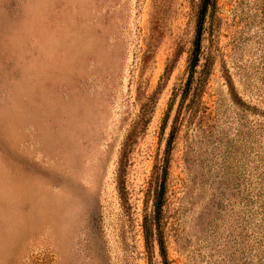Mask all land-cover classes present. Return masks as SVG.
<instances>
[{
    "label": "rangeland",
    "instance_id": "1",
    "mask_svg": "<svg viewBox=\"0 0 264 264\" xmlns=\"http://www.w3.org/2000/svg\"><path fill=\"white\" fill-rule=\"evenodd\" d=\"M200 7L0 0V264H164L175 123L170 264H264V0H215L192 74Z\"/></svg>",
    "mask_w": 264,
    "mask_h": 264
},
{
    "label": "trees",
    "instance_id": "2",
    "mask_svg": "<svg viewBox=\"0 0 264 264\" xmlns=\"http://www.w3.org/2000/svg\"><path fill=\"white\" fill-rule=\"evenodd\" d=\"M215 0H201V7H200V19H199V35L197 37V41H196V48H195V52H194V59L191 63V67H192V74H193V70L198 62V56H199V41H200V33L202 30V25L206 16V13L208 11V9L210 8V6H212L214 4ZM178 131V126L175 123L173 125L172 131H171V135L169 137L168 143H167V148H166V152H165V157L163 160V164H162V170H161V175H160V182H159V186H158V190L156 192L155 195V201H154V225L156 226V229L159 231L158 235V243H159V248H160V253L161 256L163 258V263L164 264H170L168 256H167V252H166V247H165V243H164V239H163V235L161 233V218H162V211H163V205H164V201H165V184H166V179H167V175H168V167H169V161H170V153L172 150V145L173 142L175 140L176 137V133ZM120 174V180H119V187H120V192L122 194V192L124 191V181L121 175V172H119ZM145 227V237H146V241L147 244L149 243V234L150 231H152L149 226L147 224L144 225Z\"/></svg>",
    "mask_w": 264,
    "mask_h": 264
}]
</instances>
